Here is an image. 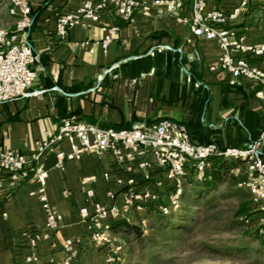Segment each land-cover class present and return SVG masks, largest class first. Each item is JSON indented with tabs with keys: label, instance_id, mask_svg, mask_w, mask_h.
Here are the masks:
<instances>
[{
	"label": "crops",
	"instance_id": "0c3cea01",
	"mask_svg": "<svg viewBox=\"0 0 264 264\" xmlns=\"http://www.w3.org/2000/svg\"><path fill=\"white\" fill-rule=\"evenodd\" d=\"M28 1L32 18L28 40L36 57L37 78L28 97L0 106V150L30 157L37 144L53 136L67 118L114 129L173 121L186 127L192 144H215L220 150L245 149L249 139L264 130V105L255 97L257 86L244 79L231 85L230 76L216 68L221 53L218 42L193 35L181 21L190 16L188 0H181L179 18L153 7L149 15L136 11L125 21L107 10L97 22L83 20L71 27L62 39L56 35L57 17L74 12L82 0ZM238 3L206 0V8L230 12ZM13 22L7 5L0 1V29H11ZM109 25L119 31L104 54L97 42L102 39L100 28ZM225 28L243 34L249 45L262 42L264 0H249ZM253 63L264 69V55ZM55 150L67 152L68 145L62 143ZM42 165L47 171L48 202L60 221L56 231L34 249L40 264H63L65 253L52 248L62 239L77 242L75 264H107V249L93 245L89 223L79 211L86 208L92 213L94 203L120 205L124 193L117 181L130 172L142 187L136 161L119 163L109 153H87L58 169L54 154H49ZM146 186L162 195L170 189L160 170L151 173ZM38 190L34 181L13 192L4 186L0 264H26L32 250L23 233L44 234ZM88 190L92 196L86 194ZM150 216L144 206L117 222L132 225ZM107 223L113 233L114 222Z\"/></svg>",
	"mask_w": 264,
	"mask_h": 264
},
{
	"label": "built area",
	"instance_id": "2783aa9c",
	"mask_svg": "<svg viewBox=\"0 0 264 264\" xmlns=\"http://www.w3.org/2000/svg\"><path fill=\"white\" fill-rule=\"evenodd\" d=\"M7 5L8 13L14 22L9 30L0 29V106L29 96V88L37 78L33 69L36 57L28 40L32 24L31 8L28 0H0ZM249 0H239L230 12L208 10L206 0H188L190 16L181 19L189 25L195 36L216 40L220 49L217 69L230 76V84L237 85L239 79L251 81L257 86L255 97L264 105V69L253 61L264 55V40L249 45L243 34L225 28L235 20L247 6ZM153 7L161 8L173 17L179 18L184 4L181 0H82L81 5L71 13L62 14L56 20V35L62 39L67 31L83 20L97 22L104 11H112L116 16L128 21L136 11L149 15ZM102 39L97 42L106 54L115 39L119 28L115 25L100 28ZM88 45L84 43L83 46ZM62 143L68 151H56ZM87 153L96 155L109 153L117 162L136 161L142 187L132 172L125 180L117 183L123 188L120 205L103 207L98 203L92 206L89 214L86 208L80 215L88 221L90 240L95 247H105L107 264H124L119 248L115 246L111 224L124 219L132 209L153 205L162 215H168L179 208L184 178L191 174L201 182L217 159L235 160L246 170L241 184L251 197L253 204L264 203V130L257 138L249 139L245 149L226 148L220 150L215 144L194 145L190 142L185 126L173 121H159L152 125H133L127 129L100 128L75 120L64 119L57 132L37 144L35 151L26 157L12 151L0 150V198L4 186L13 192L21 185L34 181L39 185L38 200L45 214V232L41 236L23 233L31 254L25 258L26 264H40L39 255L34 249L42 240L48 239L58 227L60 216L49 205L45 192L47 171L42 165L46 155L54 154L55 167L62 169L69 161L81 159ZM150 157V158H149ZM160 170L164 173L171 194L162 199L150 186H146L151 173ZM161 184H158V186ZM92 196L90 190L86 191ZM263 234V230H259ZM65 253L63 264H75L78 260V244L71 239H62L52 245Z\"/></svg>",
	"mask_w": 264,
	"mask_h": 264
},
{
	"label": "rangeland",
	"instance_id": "374dc122",
	"mask_svg": "<svg viewBox=\"0 0 264 264\" xmlns=\"http://www.w3.org/2000/svg\"><path fill=\"white\" fill-rule=\"evenodd\" d=\"M244 177L245 167L236 162L216 189L194 184L187 195L199 199V204L187 206L183 200L180 218L174 222L183 228L165 236L158 217L145 206L150 217L113 230L124 264H264V203H252L240 184ZM196 191H201L200 197ZM171 192L170 188L161 198Z\"/></svg>",
	"mask_w": 264,
	"mask_h": 264
},
{
	"label": "trees",
	"instance_id": "16d2710c",
	"mask_svg": "<svg viewBox=\"0 0 264 264\" xmlns=\"http://www.w3.org/2000/svg\"><path fill=\"white\" fill-rule=\"evenodd\" d=\"M236 162L237 161H235V160H226V159H222V158L217 159L214 162V167L207 172L205 179L201 182L195 181L191 174L187 175L184 178V181L182 184V193L180 196L179 208L176 211L170 212L168 215H162L156 208H154L153 205L148 206L153 211L152 216L158 217V220L161 224L162 236H165L167 233L176 232V231L183 228V226H181L180 223H174L176 220H178L180 218V215H181V209H180L181 206L180 205H181V202L183 200H187V206L188 205L189 206H192V205L197 206L199 204V199H195V200L188 199L187 190H189V188H191L194 184H197V183L200 184V186L202 185V187L204 189H207V190L216 189L217 187L222 185L224 177L227 175L228 168L235 165ZM244 179H245V177H244ZM244 179L242 181H240V184H242L244 182ZM196 194L200 197L201 191H196ZM182 211H185V209ZM183 220H187V218H183ZM117 227L128 228V227H130V225L124 221L114 222L113 228H117ZM132 228L137 230V232L138 231L140 232V229L138 227H132ZM263 242H264V239H263Z\"/></svg>",
	"mask_w": 264,
	"mask_h": 264
}]
</instances>
